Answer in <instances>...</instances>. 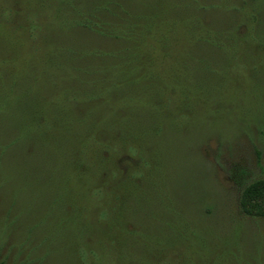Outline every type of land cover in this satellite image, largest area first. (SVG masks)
<instances>
[{
    "label": "rangeland",
    "instance_id": "374dc122",
    "mask_svg": "<svg viewBox=\"0 0 264 264\" xmlns=\"http://www.w3.org/2000/svg\"><path fill=\"white\" fill-rule=\"evenodd\" d=\"M261 178L264 0H0V264H264Z\"/></svg>",
    "mask_w": 264,
    "mask_h": 264
},
{
    "label": "trees",
    "instance_id": "16d2710c",
    "mask_svg": "<svg viewBox=\"0 0 264 264\" xmlns=\"http://www.w3.org/2000/svg\"><path fill=\"white\" fill-rule=\"evenodd\" d=\"M149 74L159 76L153 73L152 69ZM160 79L161 78H159V80ZM104 134L107 135L105 132ZM239 206L242 213L246 216L252 218L264 217V178L256 179L244 186L240 194Z\"/></svg>",
    "mask_w": 264,
    "mask_h": 264
}]
</instances>
